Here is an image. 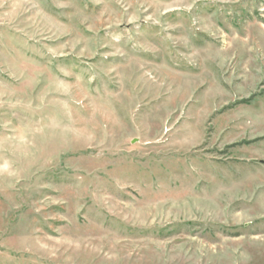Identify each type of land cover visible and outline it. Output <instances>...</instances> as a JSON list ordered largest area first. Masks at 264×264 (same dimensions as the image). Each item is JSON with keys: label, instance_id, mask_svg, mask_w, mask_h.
<instances>
[{"label": "rangeland", "instance_id": "1", "mask_svg": "<svg viewBox=\"0 0 264 264\" xmlns=\"http://www.w3.org/2000/svg\"><path fill=\"white\" fill-rule=\"evenodd\" d=\"M0 264H264V0H0Z\"/></svg>", "mask_w": 264, "mask_h": 264}]
</instances>
